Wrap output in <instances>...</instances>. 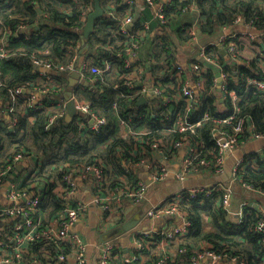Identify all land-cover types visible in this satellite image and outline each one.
Masks as SVG:
<instances>
[{
  "label": "trees",
  "instance_id": "1",
  "mask_svg": "<svg viewBox=\"0 0 264 264\" xmlns=\"http://www.w3.org/2000/svg\"><path fill=\"white\" fill-rule=\"evenodd\" d=\"M58 1L38 0L42 14L47 15L39 19L42 14L38 13L34 0H4L0 8V35L6 29L14 31L20 25L30 27L31 32L11 35L8 57L0 59L2 104L6 101L11 102L10 93L14 88L26 87L33 91L41 89L44 82L33 68V59L65 64L75 54L79 55L83 47L82 32H75L73 27L80 24L81 9L70 5L69 11L65 12L58 8ZM82 1L83 4L89 0ZM91 1L94 6V0ZM99 1L102 7L104 0ZM114 1L117 12L126 7L122 0ZM188 4H193L195 12L199 15L197 35L201 40L216 38L223 28L232 26L237 15H243L247 19L258 17L259 26L264 27V16L259 0H172L164 11L167 28L159 33L155 32V22L151 21L150 32L139 38L140 45L149 44V53L145 58L135 60L136 64L143 67L146 75L155 77L165 87L164 94L171 96L180 88L177 85L173 89L166 86L167 83L174 82L172 74L180 64L176 55L177 50L186 45L190 37L188 29L196 20V15L192 12L182 11ZM149 18V11L145 9L143 16L134 21V29L141 34V21ZM112 32L111 22L105 16L96 20L92 33L85 40L88 49L84 57L92 58V66H100L104 60L110 61L115 65L113 72L97 77L92 87L82 85L81 91H73L76 97L88 101L92 109L105 118V124L98 130H89L86 124L81 127L80 122L88 121L77 114L70 119L62 116L47 128L48 113L44 109L31 110L26 106L28 98L23 96L11 102L12 111L9 115L11 119L16 117L17 122L10 127L8 121L0 120V167L9 164L16 154L36 160L34 166L37 165V174L34 177L25 176L19 183V189L38 196L39 203L33 218L41 221L42 225L57 218L61 212V202L57 196L58 182L69 169L100 161L106 183L110 188L121 186L124 182L133 186L139 179L124 162L135 164L149 157L154 143L158 142L159 145L171 149L174 142L186 135L189 141L199 145L200 158L212 163L217 152L212 136L213 127L219 126L221 129L231 131V125L215 124L210 120L195 127L193 132L181 133L172 127L174 120L171 110L187 114L189 121L197 120L204 113L210 115L230 113L232 106L229 103L226 113L217 111L214 90L206 94L201 92L194 97L190 103L192 107L187 113H184L186 108L184 101L176 103L173 101L172 106H163L160 103L161 98L151 100L150 104L140 103L138 97L133 95L137 86L125 84L123 75H126L128 68L118 61L117 52L122 51L125 44L120 43V37H111ZM190 48L183 49L186 50L183 59L194 56L195 52L190 53ZM44 49L48 50L47 54H43ZM218 55L220 60L224 61V57ZM252 66L256 67L255 59ZM236 69L237 73L234 74L231 66L225 65V70L229 74L228 87L234 89L242 98L237 103L238 111L235 117L250 120L253 125L252 132L264 135V91L246 88L245 76L252 77V70L240 64L236 65ZM186 75V71L183 70L182 76ZM232 76L238 77L236 84L233 83ZM201 77L204 78L206 91H209L214 83V70L207 67ZM54 78L58 80L55 76ZM260 78L263 79V76ZM38 79H41L40 83ZM144 80L145 77L143 82ZM49 100L47 98V101ZM154 101L159 103L153 105ZM167 112L171 113L169 119L162 120ZM121 120L126 123L124 135L119 124ZM246 129L238 141L248 138L251 132ZM237 176L241 183L249 184L255 190L264 189V162H261L257 169L245 167L239 170ZM218 193L213 190L208 195L183 196L179 208L187 212L189 227L187 239L185 238L182 244L188 243L189 238L194 237L198 241L205 240L215 251H231L244 260L245 264H263L264 235L254 232V226L261 214L245 207L239 222L232 223L227 218L220 200L218 201ZM204 213L208 215L213 225L211 231L203 230ZM0 224L4 231H7L12 221L0 220ZM3 233L0 232V236ZM157 235L159 236L156 234L154 237L158 238ZM141 237L146 239L145 236ZM152 248L149 246L145 250L148 260L143 264H156L158 257ZM29 252L35 253L45 263V256L54 258L55 247L46 245L45 241L40 239L28 244L26 257L29 256ZM182 255L189 258L191 253L185 251ZM139 262L136 260L135 264H140Z\"/></svg>",
  "mask_w": 264,
  "mask_h": 264
},
{
  "label": "built area",
  "instance_id": "2",
  "mask_svg": "<svg viewBox=\"0 0 264 264\" xmlns=\"http://www.w3.org/2000/svg\"><path fill=\"white\" fill-rule=\"evenodd\" d=\"M259 1L264 16V0ZM3 2L4 0H0V8L3 6ZM64 2H67V4H64ZM82 2V0L58 1V8L65 12L69 11L70 5H75L81 9L80 24L73 27V30L77 33L82 32L87 16L93 10L91 0L83 4ZM122 2L126 4V7L121 12H117L114 0H104L102 16H105L111 22L113 28L111 37H120V43L124 42L125 44L122 51L117 52L118 61L128 68L126 75H123L125 77V84L130 86H134L133 84H135L137 86L133 95L137 96L138 100L143 96H149L143 103L150 104L151 100L161 98L162 101L160 103L163 106H172L171 102L173 101L175 103L184 101L186 104L184 113H187L188 109L192 107L190 103L194 97H197L201 92L206 94L214 90L217 99V111L219 113H226L228 111L227 103L231 104V112L224 114L225 116L223 114L210 115L204 113L195 121H189L187 114H181L179 111L171 110L174 120L172 127L178 129L181 133L186 131L193 132L195 127L207 120L215 124L222 123L231 125L230 132L221 129L219 126H214L212 129V136L217 146V152L212 164L214 167L209 170L212 169L215 174H222L224 153L232 151L236 147L239 143V136L245 131L246 127L251 132V137L258 138L264 136L252 132L253 125L250 120H244L242 118L236 119L235 115L238 111L237 103L242 98L234 89L228 87L229 74L225 70V65L229 64L231 71L235 74L237 73L236 65H244L252 70V77L245 76L246 88H254L256 91L261 92L264 91V69H262L264 67V27L261 28L259 26V18L247 19L243 15H237L233 20L232 26L230 28H223L222 32L216 38L201 40L197 35L199 15L196 16L195 22L188 29L190 37L186 42V46L192 47L195 53L193 57L185 59L184 62L179 60L180 64L172 74L174 82L172 81L166 84L171 89L176 85L180 87L171 96L164 94L165 87L155 77L146 75L143 67L136 64L135 60L138 59V52L142 46L140 45L139 38L150 32L151 21L155 22V32L159 33L164 28H167V18L164 11L172 3V0H122ZM34 4L36 9L40 10L38 13L42 14L38 0H34ZM145 9L149 11L150 18L141 21L142 30L140 34L134 29L133 23L138 17L143 16ZM182 11L192 12V14L196 13L193 4L185 5ZM44 17H47V15L43 13L39 19ZM35 28L37 29L38 26ZM30 32L31 28L23 25L16 27L14 31L10 29L3 31L0 35V59L8 57L9 37L11 35L17 36L19 33L29 34ZM221 49L226 53V56H223L224 61H221L218 55H221ZM81 50L79 55L75 54L65 64H55L40 59H33V68L34 66L42 67L50 72L59 74L72 73L76 68H79L78 72L81 80L91 82V87L94 85L97 77H102L105 74L113 72L115 65L108 60H104L100 66H92V58L87 59L83 57L78 62L79 57L82 55ZM47 53L48 50L44 49L43 54ZM254 59L255 68L252 66ZM207 67L212 68L215 75L213 86L209 91H206L204 78L201 77V74L206 71ZM183 70L187 73L186 77L182 76ZM37 72L44 82L41 89L33 91L26 87L14 88L10 93V101L12 102L15 98L23 96L24 98H28L26 100V106L31 110L44 109L48 113L46 124L48 128L58 118L62 116L66 118V100L54 99L59 84L53 74L44 71ZM260 76H263V79ZM144 77L145 80L143 82ZM149 77L153 81L150 87L147 84ZM232 79L233 83L236 84L238 77L232 76ZM35 94L40 96L44 95V97L50 100L41 102L36 98ZM72 98L74 100L76 114L83 116L88 121L86 123L80 122L81 127L86 124L89 130L95 131L105 124V118L99 116L92 109L88 101L80 100L74 94ZM11 102L6 101L3 104V109L8 115L10 127L17 122L16 117L11 119L9 115V112L12 111ZM158 103L154 101L153 105ZM170 114L169 112L165 113V118L162 120H168ZM31 118L29 117V119ZM119 124L121 132L124 135L126 133V123L121 120ZM172 146L173 148L169 149L156 142L153 144V149L149 157H146L138 163H133L135 167L145 165L148 167L150 183L159 184L165 181L170 173L165 167L164 162L174 159L177 149L180 148H184L185 154L180 169L173 174L176 180H183L189 174L197 170L208 169L211 166L210 162L200 158L199 145L189 141L186 135H183L180 140L174 142ZM258 155L259 162H264V148L259 150ZM21 159H24V157L21 154H16L12 157V161L9 164L0 167V186L5 180V177ZM126 163L129 164L130 162L126 161ZM246 163L244 164L243 160H238L232 169L231 176L236 178L237 172L244 169ZM36 174L37 165L35 169L32 168L29 171L27 176L34 177ZM121 178L125 179L124 177ZM78 180L88 182L91 191L88 199L81 200L76 198L80 191L77 183ZM19 183L16 180L9 182L5 205L0 206V220L9 219L12 221L7 231H4V235L2 234L0 236V264H42L40 257L33 252H29L28 257L25 256L28 244L40 239L44 240L46 245L55 247L54 264H86V253L89 244L81 234L72 231L75 224L86 216L91 208H97L100 226L107 223H118V219L124 210V203L126 201H131L134 204L140 202L147 185L150 184L138 180L133 186L124 182L121 186L110 188L106 183L103 165L100 161H96L87 166L69 169L64 172L62 179L58 182L57 196L61 202V212L57 218L46 225H42L41 221L33 218V214H35L39 203L38 196H33V193L30 194L21 191L19 189ZM246 185L248 189H254L251 185ZM214 189L215 187L203 188L201 186L185 189L159 204L150 206L146 214L155 218L179 215L178 202L181 198L183 199V196L188 195L189 197H194L197 194L208 195ZM256 191L264 195V189ZM231 194L230 187L220 192L223 208L227 212ZM183 223V226L175 227L167 233L162 231L159 235L178 239L186 234L189 227L187 222ZM254 232L264 235V208L261 217L254 226ZM141 236H145L147 239L154 237V234L136 235V238H134L135 247L133 253L125 256L119 254V251L115 250L117 245L110 241L97 244L96 248L100 253V264H135L136 260H142L145 257V250L151 245V241H146ZM262 240L264 242V236ZM211 247L207 249L199 248L189 252L191 253L189 256L191 263L197 264L205 259L207 260V264H222L223 262L245 264L244 260L232 254L231 251H215ZM185 251H187L186 248H183L180 250V253ZM168 259V255L163 254L158 258L156 264H164ZM262 261L264 264V254Z\"/></svg>",
  "mask_w": 264,
  "mask_h": 264
},
{
  "label": "crops",
  "instance_id": "3",
  "mask_svg": "<svg viewBox=\"0 0 264 264\" xmlns=\"http://www.w3.org/2000/svg\"><path fill=\"white\" fill-rule=\"evenodd\" d=\"M194 14L198 16L197 13ZM185 48H187L186 45L182 46V51H180V58H182L181 60L183 62L185 61V59H183V56L185 55L184 52L186 51L183 49ZM189 50L190 53L194 52V49L192 47ZM148 53L149 44L143 43L138 54V59L145 58ZM82 57H84V54H82ZM55 77L61 82L57 80L59 88L57 90V93L54 95V99L64 100V95L67 91H81L82 89L80 87L83 85L82 82L84 80L71 77V73H65L57 75ZM38 82L40 83L41 79H38ZM152 83L153 81L151 77H149L147 83L148 86L150 87ZM86 86L91 87V82ZM35 96L41 102L47 101V98L44 97V95L40 96L35 94ZM1 106H3V104L0 102V120L9 122L8 115ZM262 148H264V136L253 138L249 135L248 138L241 139L232 151L224 153L222 174H215L212 169L209 170L210 168L214 167V165H212L214 162L213 160V162L210 163L211 166L208 169L197 170L196 172L189 174V176H187L183 180H176L175 176L173 175L174 172L180 169L182 159L185 154L184 148L177 149L175 154L176 157L167 162H164V165L169 170L170 175L165 179V181L159 184L150 183V176L148 167L146 165L142 167H135L133 163L130 162L129 164H127L125 161V166L130 168L136 174L139 180L144 181L146 184H150L147 185L144 196L140 202L134 204L131 203V201H126L124 203V210L121 213L120 218L118 219V223H107L100 226L99 212L97 208H91L87 215L75 224V226L72 228V231L81 234L89 244L86 253V264H100V253L97 250L96 245L100 244L101 242L110 241L116 244L117 247L115 248V250L119 251V254L125 256L133 253V249L135 247L134 238H136V235L138 234L156 235L160 234V232L162 231L167 233L175 227L181 225L183 226V222H187L189 226L187 212L184 209L179 208L180 202L183 200L182 198L178 202L179 215L155 218L146 214V211L150 208V206L159 204L160 202H163L164 200L177 195L178 192L188 188L197 186H201L203 188L215 187L214 190L219 192L218 201L220 200V203L222 205L220 192L227 187H230L232 194L227 209L228 212L223 208V205L222 208L226 211L227 218L232 223L239 222L243 215L245 207L252 208L254 211H256V213L262 215V210L264 208V195L260 194L254 189H248L245 183L240 182L238 176H236V178H233L231 176L232 169L238 160H243L244 164L247 162L246 167L257 169L260 166L261 162H259L258 153ZM35 164L36 160L34 158L24 157V159L19 160L17 164L12 168L11 172L5 177V180L0 186V206L5 205L9 182L12 180L20 182L25 176L28 175L29 168L30 170L32 168H35ZM77 183L80 187V191L77 194L76 198L81 200L88 199L91 194L88 182L78 180ZM202 215L203 230L211 231L213 229V225L210 223L208 215L205 213ZM132 220H136V224L128 230H123L122 225ZM0 231L2 233L4 232V227L1 226V224ZM187 236L188 230L185 235L178 239L170 238L167 236L163 237L159 235L158 238H147L146 241H151L150 247H153L152 249L153 251H155L158 258L163 254L168 255L169 259L164 264H192L190 258H187V256H183V252L180 253L181 248H187L186 252H191L199 248H210L211 244H209L205 240L198 241L194 237L189 238L188 243L182 244L185 238L187 239ZM147 260L148 259L145 256L142 258V260H140L139 263L143 264ZM53 261L54 258L52 256H45V263H43L42 261V264H54ZM197 264H207V260H201ZM222 264L234 263L223 262Z\"/></svg>",
  "mask_w": 264,
  "mask_h": 264
},
{
  "label": "water",
  "instance_id": "4",
  "mask_svg": "<svg viewBox=\"0 0 264 264\" xmlns=\"http://www.w3.org/2000/svg\"><path fill=\"white\" fill-rule=\"evenodd\" d=\"M40 12V10H38ZM102 7L100 6V1L99 0H94V6L93 10L88 14L86 22L82 28V34H81V39L83 43V48L81 50V54H84L85 51L88 49V44L85 43V40L89 37V35L92 33L95 21L98 20L102 16ZM220 53L222 56H226V53L223 49L220 50ZM83 59L82 55L79 57V61ZM36 71H44L50 74H53L54 76L61 75L59 73H54L50 72L47 69H43L42 67H37L34 66ZM79 68H76L74 72L71 73V77L76 78V79H81L80 74L78 72ZM88 81L84 80L82 82L83 85H88ZM29 93V92H28ZM38 95V94H37ZM73 92L72 91H67L64 95V100H66V119H70L76 114V109H75V104L74 100L72 98ZM149 96H143L141 97L138 101L140 103H143L147 100ZM136 220L128 221L125 224L122 225L123 230H128L132 228L136 224Z\"/></svg>",
  "mask_w": 264,
  "mask_h": 264
},
{
  "label": "rangeland",
  "instance_id": "5",
  "mask_svg": "<svg viewBox=\"0 0 264 264\" xmlns=\"http://www.w3.org/2000/svg\"><path fill=\"white\" fill-rule=\"evenodd\" d=\"M180 51H182L180 48H179V50H177V58L179 59V60H181L182 58H180ZM36 168V167H35ZM35 168H33V169H35ZM28 171H30V168L28 169Z\"/></svg>",
  "mask_w": 264,
  "mask_h": 264
}]
</instances>
